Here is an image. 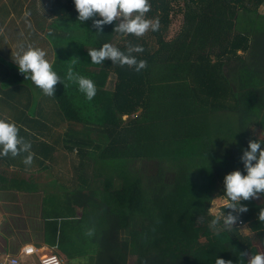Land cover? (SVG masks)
<instances>
[{"label": "trees", "instance_id": "1", "mask_svg": "<svg viewBox=\"0 0 264 264\" xmlns=\"http://www.w3.org/2000/svg\"><path fill=\"white\" fill-rule=\"evenodd\" d=\"M149 2L146 17L160 27L139 38L115 32L116 21L97 33L91 19L78 21L74 0L33 3L29 12L50 21L43 35H29L31 46L44 43L62 79L71 66L97 92L89 101L65 80L49 97L17 65L0 61V118L12 117L36 154L31 166L22 162L26 153L0 156V167L64 166L67 150L64 197H46L41 210L59 224L57 247L70 258L87 246V264H215L216 257L247 264L241 253L259 252L253 238L264 252V194L241 202L252 235L222 220L213 228L210 207L224 195L226 174H246L240 157L249 140L264 141L250 134L264 132V0ZM177 13L180 28L166 39L160 22ZM105 42L125 52L129 43L142 45L134 55L147 67L92 64L88 49ZM75 224L81 232L70 247Z\"/></svg>", "mask_w": 264, "mask_h": 264}, {"label": "clouds", "instance_id": "2", "mask_svg": "<svg viewBox=\"0 0 264 264\" xmlns=\"http://www.w3.org/2000/svg\"><path fill=\"white\" fill-rule=\"evenodd\" d=\"M78 12V21L83 23L89 19L93 21V27L97 33H102L104 25L112 24L116 21L115 32L123 35L144 36L148 31H158L160 24L158 18H147L146 14L151 10L149 0H74ZM26 17L30 12H25ZM95 17H100L99 19ZM29 27L31 25L29 24ZM144 47L139 44L127 45L126 52L112 43L105 42L98 49H88L91 63L103 65L106 59H110L112 64H119L121 67L128 66L136 72L147 67L145 59H138L134 53H143ZM20 73L24 74L25 80H31L36 87L42 90L43 94L53 97L57 83H62L66 87L65 80L78 85L79 91L85 94L87 100L91 101L97 92L93 80L80 75L74 71L73 67L67 69L64 79L54 70L52 62L46 58L45 50L28 45H20L14 60ZM20 129L16 122L10 118H0V156L17 157L21 153L27 155L23 158L26 166H31L34 162L35 153L32 151L31 142L19 135ZM260 139L249 140L248 148L243 151L240 159L243 162L246 174L236 169L224 177V195L221 196L222 208L230 211H218L211 221V226L215 228L221 220L224 228L231 230L240 219V215L248 212L246 204L242 201H251L264 194V148ZM258 220L264 223V208H260ZM92 231L88 235H92ZM242 257H248L247 264H264V253L257 252L249 254L247 251L241 253ZM215 264H233L232 260H225L216 257Z\"/></svg>", "mask_w": 264, "mask_h": 264}, {"label": "crops", "instance_id": "3", "mask_svg": "<svg viewBox=\"0 0 264 264\" xmlns=\"http://www.w3.org/2000/svg\"><path fill=\"white\" fill-rule=\"evenodd\" d=\"M40 1L0 0V61L5 60L17 65L14 60L19 46L31 45L29 41L32 37L29 35L33 32V37L37 38L45 33L49 19L45 21L38 15H24L33 7L34 2L40 6ZM41 44L42 42H37V46L45 50L46 58L52 62L50 49L45 47L44 43ZM140 110L141 108L136 113ZM46 115L43 118L48 120L51 115ZM45 130L48 132L46 136L51 135L50 129ZM62 151L67 155L63 157L66 161H59L66 164L64 166L61 163L47 164L46 169L36 167L31 171L21 170L15 165H10L7 170L0 167V174L3 175L0 177V264H9V259L13 256H18L22 264H38V256L20 253V249L25 245L38 248L39 254L58 252L63 264H87V246H83V250L75 252L71 258L59 251V224L54 226V219L45 216L41 210L42 201L46 197H64L67 178H71V172L67 170L71 164L70 154L65 149ZM69 232V245L76 247V233L81 230L75 224L69 228Z\"/></svg>", "mask_w": 264, "mask_h": 264}, {"label": "rangeland", "instance_id": "4", "mask_svg": "<svg viewBox=\"0 0 264 264\" xmlns=\"http://www.w3.org/2000/svg\"><path fill=\"white\" fill-rule=\"evenodd\" d=\"M262 10H264V6H263ZM38 15H39V13H38ZM30 16H33V14L31 13ZM160 23H161V26L164 25L166 27V31H165L164 37L166 39H168V38L172 37L178 31V29L180 28V25L182 23V16H181V14L177 13L176 15H173L172 22L169 21L168 24L167 23L163 24V22L161 21ZM148 37H149V41L148 42L151 44V41H153L155 37H154L153 33L152 34L150 33V35ZM126 117L127 116H124L123 119H126ZM250 134L253 135V136H256L257 138H264V132H262L259 128H253L250 131ZM223 199H224L223 197H217V198H215L212 201V204H211V207H210V211L212 213H217L219 206L222 205V200ZM239 228H240V230L243 233L252 235V233L249 231V229L246 226V224H242ZM253 239H254L253 240V244L258 248L259 252L264 253L263 250H262V247L260 245V242L258 240H256V238H253Z\"/></svg>", "mask_w": 264, "mask_h": 264}, {"label": "built area", "instance_id": "5", "mask_svg": "<svg viewBox=\"0 0 264 264\" xmlns=\"http://www.w3.org/2000/svg\"><path fill=\"white\" fill-rule=\"evenodd\" d=\"M243 224L239 219L235 226L240 227ZM38 248L32 245H25L20 249V253L24 255L38 256V264H63L61 258L54 252L39 254ZM9 264H22L18 256H13L9 259Z\"/></svg>", "mask_w": 264, "mask_h": 264}]
</instances>
